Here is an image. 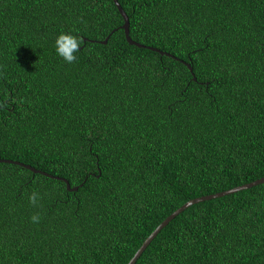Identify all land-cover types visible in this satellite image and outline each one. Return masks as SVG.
Here are the masks:
<instances>
[{
    "label": "trees",
    "instance_id": "trees-1",
    "mask_svg": "<svg viewBox=\"0 0 264 264\" xmlns=\"http://www.w3.org/2000/svg\"><path fill=\"white\" fill-rule=\"evenodd\" d=\"M118 1L145 47L114 0H0V157L53 175L0 162V264H127L264 176V0ZM135 264H264V183Z\"/></svg>",
    "mask_w": 264,
    "mask_h": 264
},
{
    "label": "water",
    "instance_id": "water-1",
    "mask_svg": "<svg viewBox=\"0 0 264 264\" xmlns=\"http://www.w3.org/2000/svg\"><path fill=\"white\" fill-rule=\"evenodd\" d=\"M115 3L117 4V7L119 8L120 12L122 13L123 17H124V23L122 25V27L124 28L125 30V33H126V38L127 40L132 43V44H135V45H138V46H146L142 43H139L137 42L136 40L132 39L131 35H130V20H129V16L128 14L126 13V11L124 10V8L122 7V5L120 4V2L118 0H114ZM108 40V37L103 41L104 43H106ZM149 48L151 49H154V50H157V51H160L162 54H168L170 55V53L168 52H165L163 50H160L159 48H156V47H153V46H148ZM190 66V65H189ZM191 70H192V67L190 66ZM195 79V78H194ZM0 162H14V163H17V164H21L29 169H31L32 171L34 172H42L46 175H49V176H53L52 174L48 173V172H45V171H42L40 169H37L36 167L32 166L31 164H27V163H24V162H21V161H18V160H12V159H7V158H1L0 157ZM62 179H65V178H62ZM67 181V185H68V188L71 189V190H76L78 189V186H75V187H71L70 185V182L68 181V179H65ZM264 183V176L263 177H260L254 181H251V182H248V183H245V184H242V185H238V186H235L233 188H230V189H227V190H224V191H219V192H216V193H211V194H207V195H202V196H199V197H195V198H192L190 200H188L186 203H184L182 206H180L179 208H177L174 212H172L168 217H166L153 231L152 233L144 240V242L142 243V245L139 247V249L136 251L135 255L130 259V261L127 263V264H135L137 259L140 257V255L144 252V250L149 246V244L153 241V239L158 235V233L161 231V229L163 227H165L172 219H174L178 214H180L181 212H183L185 209H187L189 206L195 204V203H198V202H201V201H204V200H209V199H212V198H217V197H221V196H224V195H227V194H231V193H235L237 191H240V190H243V189H247V188H251L253 186H256L258 184H262Z\"/></svg>",
    "mask_w": 264,
    "mask_h": 264
},
{
    "label": "clouds",
    "instance_id": "clouds-1",
    "mask_svg": "<svg viewBox=\"0 0 264 264\" xmlns=\"http://www.w3.org/2000/svg\"><path fill=\"white\" fill-rule=\"evenodd\" d=\"M81 41L76 36L61 33L56 41H55V50L57 55H59L66 63H74L77 57L74 53L80 50ZM29 201L32 205H36L38 201V194L33 192L30 197ZM39 216L33 215L31 217L32 222L38 223Z\"/></svg>",
    "mask_w": 264,
    "mask_h": 264
}]
</instances>
